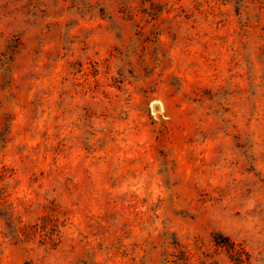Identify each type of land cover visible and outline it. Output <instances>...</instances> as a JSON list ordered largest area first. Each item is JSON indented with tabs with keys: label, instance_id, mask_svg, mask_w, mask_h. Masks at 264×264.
<instances>
[{
	"label": "rangeland",
	"instance_id": "obj_1",
	"mask_svg": "<svg viewBox=\"0 0 264 264\" xmlns=\"http://www.w3.org/2000/svg\"><path fill=\"white\" fill-rule=\"evenodd\" d=\"M0 264H264V0H0Z\"/></svg>",
	"mask_w": 264,
	"mask_h": 264
},
{
	"label": "trees",
	"instance_id": "obj_2",
	"mask_svg": "<svg viewBox=\"0 0 264 264\" xmlns=\"http://www.w3.org/2000/svg\"><path fill=\"white\" fill-rule=\"evenodd\" d=\"M226 243H224L222 241L221 238H216L215 239V242L217 244V246L221 247V248H225L226 251L228 252V254H230L231 256H236L240 259V261H243L246 260L248 261L247 259H244V257H248L245 252L243 251V249H240L236 244L232 243L229 239H224Z\"/></svg>",
	"mask_w": 264,
	"mask_h": 264
}]
</instances>
